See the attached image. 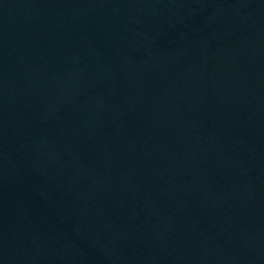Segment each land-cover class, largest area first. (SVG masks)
Segmentation results:
<instances>
[{"label": "water", "instance_id": "obj_1", "mask_svg": "<svg viewBox=\"0 0 264 264\" xmlns=\"http://www.w3.org/2000/svg\"><path fill=\"white\" fill-rule=\"evenodd\" d=\"M0 140L264 165V0H0Z\"/></svg>", "mask_w": 264, "mask_h": 264}]
</instances>
